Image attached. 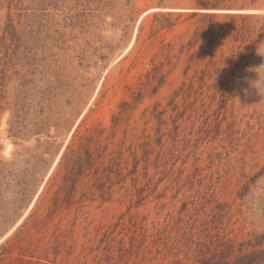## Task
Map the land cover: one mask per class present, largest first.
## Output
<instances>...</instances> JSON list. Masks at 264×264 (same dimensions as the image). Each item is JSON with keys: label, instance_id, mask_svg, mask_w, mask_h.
Here are the masks:
<instances>
[{"label": "rangeland", "instance_id": "374dc122", "mask_svg": "<svg viewBox=\"0 0 264 264\" xmlns=\"http://www.w3.org/2000/svg\"><path fill=\"white\" fill-rule=\"evenodd\" d=\"M216 1L0 0L11 258L21 245L25 264H264V90L201 84L205 41L189 44L201 15L264 12L207 10ZM81 143L121 164L49 213Z\"/></svg>", "mask_w": 264, "mask_h": 264}, {"label": "trees", "instance_id": "16d2710c", "mask_svg": "<svg viewBox=\"0 0 264 264\" xmlns=\"http://www.w3.org/2000/svg\"><path fill=\"white\" fill-rule=\"evenodd\" d=\"M226 1L217 0L207 10H264V0H241L240 4V0H233L236 3L232 6L226 5ZM192 40L189 43L191 46L205 41L200 50V58L207 60L205 69L200 70L198 77L201 84L212 81V86L224 94L264 90V86L255 89L249 83L258 79L257 73L249 69L264 64V14L201 15L200 25L194 31ZM261 79L264 80V72ZM106 151V147L92 149L84 143L68 147L62 157L61 182L49 201V213L72 200L84 176L91 174L94 184L98 187L103 185L105 177L109 178L114 168L121 164L118 156L122 154L121 151L112 153L109 163L105 165L102 159ZM93 186L87 187L88 190ZM42 222L37 220L34 225L39 226ZM18 251V256L11 258L12 252L4 246L0 247V264H25L24 247L20 245Z\"/></svg>", "mask_w": 264, "mask_h": 264}, {"label": "clouds", "instance_id": "9594fccd", "mask_svg": "<svg viewBox=\"0 0 264 264\" xmlns=\"http://www.w3.org/2000/svg\"><path fill=\"white\" fill-rule=\"evenodd\" d=\"M249 71H255L257 73L258 79L255 81H250V86L258 89V86H264V80L261 79V73L264 72V64L254 69H249Z\"/></svg>", "mask_w": 264, "mask_h": 264}, {"label": "water", "instance_id": "95a60500", "mask_svg": "<svg viewBox=\"0 0 264 264\" xmlns=\"http://www.w3.org/2000/svg\"><path fill=\"white\" fill-rule=\"evenodd\" d=\"M253 12H257V13H261L264 12V10H251ZM251 11H239V12H251ZM238 12V11H237ZM214 13H218V12H214Z\"/></svg>", "mask_w": 264, "mask_h": 264}]
</instances>
